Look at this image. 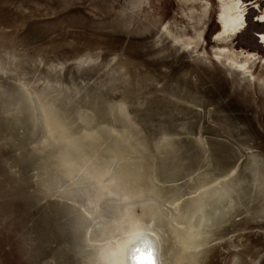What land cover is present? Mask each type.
<instances>
[{"label": "water", "instance_id": "water-1", "mask_svg": "<svg viewBox=\"0 0 264 264\" xmlns=\"http://www.w3.org/2000/svg\"><path fill=\"white\" fill-rule=\"evenodd\" d=\"M264 264L259 0H0V264Z\"/></svg>", "mask_w": 264, "mask_h": 264}, {"label": "snow or ice", "instance_id": "snow-or-ice-1", "mask_svg": "<svg viewBox=\"0 0 264 264\" xmlns=\"http://www.w3.org/2000/svg\"><path fill=\"white\" fill-rule=\"evenodd\" d=\"M133 264H154L151 253L140 254L132 258Z\"/></svg>", "mask_w": 264, "mask_h": 264}, {"label": "rangeland", "instance_id": "rangeland-1", "mask_svg": "<svg viewBox=\"0 0 264 264\" xmlns=\"http://www.w3.org/2000/svg\"><path fill=\"white\" fill-rule=\"evenodd\" d=\"M261 1V3L263 4V6H264V0H260Z\"/></svg>", "mask_w": 264, "mask_h": 264}, {"label": "bare ground", "instance_id": "bare-ground-1", "mask_svg": "<svg viewBox=\"0 0 264 264\" xmlns=\"http://www.w3.org/2000/svg\"><path fill=\"white\" fill-rule=\"evenodd\" d=\"M260 1V0H259ZM260 3H261V1H260ZM262 4V3H261ZM262 6H263V4H262ZM263 8H264V6H263Z\"/></svg>", "mask_w": 264, "mask_h": 264}]
</instances>
